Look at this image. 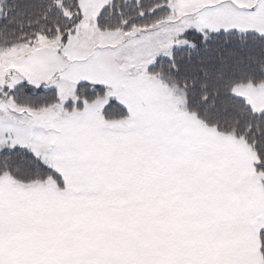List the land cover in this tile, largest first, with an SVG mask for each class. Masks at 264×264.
<instances>
[{"label": "snow or ice", "instance_id": "snow-or-ice-1", "mask_svg": "<svg viewBox=\"0 0 264 264\" xmlns=\"http://www.w3.org/2000/svg\"><path fill=\"white\" fill-rule=\"evenodd\" d=\"M0 264H264V0H0Z\"/></svg>", "mask_w": 264, "mask_h": 264}]
</instances>
